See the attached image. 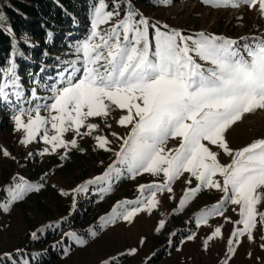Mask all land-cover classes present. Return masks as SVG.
<instances>
[{"label": "snow or ice", "instance_id": "obj_1", "mask_svg": "<svg viewBox=\"0 0 264 264\" xmlns=\"http://www.w3.org/2000/svg\"><path fill=\"white\" fill-rule=\"evenodd\" d=\"M201 2L214 8L255 7L264 18V0ZM156 4L170 5L171 0H156ZM89 20L86 35L69 45L70 58L61 62L57 76L46 86L50 94L38 97L33 89L32 98L37 101L34 106H23L24 91L15 63L10 62L11 67L4 70L0 97L8 100L11 86L19 102V106H13L11 117L20 134L19 143L25 147L42 143L36 155H54L61 163L74 153L97 149L113 154L114 159L99 175L69 190L58 189L61 196L70 198L69 214L77 206L78 197L88 193L90 187L102 198L122 179H135L141 174L159 179L138 184L140 194L136 199L116 201L111 211L100 216L83 235L65 231L54 246L66 240L62 251L67 256L72 244L87 246L88 238H97L110 225L119 221L133 224L139 214L158 209V193L173 199V184L184 177L180 209L204 190L222 193L216 203L193 217L197 228H209L202 242L205 251L210 242L225 239L223 225L213 227L210 217L234 225L226 239L222 264H229L237 246L245 243H258L264 250V235L257 242L255 231L258 225L264 229V211L259 210L264 207V134L238 147L230 146L227 139V134L249 116L264 114V34L239 38L204 30L185 34L167 24L162 30L158 21L150 20L135 7L133 0H93ZM16 54L14 49L13 56ZM114 126L123 128L124 134ZM85 138L91 139L90 148L82 146ZM170 142H174L171 147ZM221 154L229 158L228 162H221ZM0 156L15 160L3 146ZM32 156L29 151L26 158ZM51 175L52 170L45 172L35 183L13 177L4 189L7 198L0 201V208L8 213L15 202L44 189ZM229 205L238 213L235 221L225 215ZM67 219L43 224L30 236L38 240L48 229L60 230ZM165 225V219H159L155 231L159 233ZM173 236L176 233L170 235L168 245L179 251L198 233L189 229L175 244ZM144 239L139 238L140 245ZM137 252V247H129L126 252L102 258L98 264H120V258ZM15 255H22L21 250L0 254V264H16ZM256 261L264 264L262 257L254 258V264Z\"/></svg>", "mask_w": 264, "mask_h": 264}, {"label": "rangeland", "instance_id": "obj_2", "mask_svg": "<svg viewBox=\"0 0 264 264\" xmlns=\"http://www.w3.org/2000/svg\"><path fill=\"white\" fill-rule=\"evenodd\" d=\"M201 3V0H171L170 5H160L161 7L154 10L138 9L150 20L158 21L162 30L163 25L167 24L170 28L181 29L185 34H194L202 30L230 38L264 34V18L259 16L255 7L251 10L243 5L239 8L223 6L214 8ZM66 38L67 41H70L72 36H65L64 39ZM69 58L68 55L65 60ZM114 129L120 134H124L123 128L114 126ZM105 134L108 132L105 131ZM262 134H264V114H257L249 116L243 123L234 127L227 134V139L230 146L238 147L250 142L253 138H259ZM19 139L20 134L15 131L13 123L0 137V146L7 148L15 156V160L0 156V201L7 198L4 189L11 183L13 177H24L25 180L35 183L45 172L52 170L53 175L46 181L44 189L28 194L21 202H15L8 213L0 208V254L15 252L16 249L22 248L25 239L31 238L30 233L37 227L58 221L61 218L57 211V205L65 201L69 202L70 198L61 196L59 188L69 190L82 181L99 175L114 159L111 152L101 149L87 151L83 154L74 153L68 161L79 157V161L82 163L81 169L72 173H63L60 172V168L66 162H58V157L54 155L43 157L36 155V152L43 146L42 143L33 142L30 146L25 147L20 145ZM110 139L114 138L110 137ZM173 143L170 142L168 146H173ZM81 144L90 148L92 141L90 138H85ZM29 151L33 152V156L26 158ZM228 159L227 156L220 155L221 162L226 163ZM101 161L103 164L100 163ZM154 179L159 178L141 174L135 179L120 180L119 186L117 184L119 181H117L113 185V190L108 193L111 197L105 201L106 208L111 204L113 206L118 200L136 199L140 194L137 188L138 184H148ZM52 185L57 187L53 188ZM185 187L184 177H181L173 184V199H169L166 193H158L161 203L158 209H154L151 214H139L131 225L123 221L110 225L100 232L97 238H88L87 246L80 247L72 244L74 246L71 245L67 256L63 254L60 259L51 264H98L102 258L126 252L129 247H137L138 252L135 255L120 258V264H149V261L151 264H222L226 252V239L231 234L233 223L220 217H210L209 224L213 227L217 224L223 225L222 233L225 239L210 242L208 250L205 251L202 242L206 234L209 233V228L204 225L197 228L193 220L195 214L205 206L216 203L222 193L215 189L204 190L198 194L197 198L189 201L183 209H180L178 203ZM90 189L93 195L98 193L94 187ZM43 191L44 194L46 191L45 195L42 194ZM233 207L229 205L225 210V215L231 221L239 218L238 213L232 211ZM173 209L176 211L174 212ZM259 210L264 211V207H259ZM161 218L165 219L166 225L157 233L155 226ZM189 229L198 233L194 241L185 242L180 246L179 251L168 245V238L172 233H176V236L171 237L175 244L178 238ZM255 231L258 242L260 235H264V229L258 225ZM141 236L145 238L142 245L139 244ZM237 248L238 251L233 258H230L229 264H254V258H264V250L258 247V243H245ZM249 253L252 255L249 256ZM24 261L32 264L23 257L16 259L17 264H23ZM256 264L259 262L256 261Z\"/></svg>", "mask_w": 264, "mask_h": 264}, {"label": "trees", "instance_id": "obj_3", "mask_svg": "<svg viewBox=\"0 0 264 264\" xmlns=\"http://www.w3.org/2000/svg\"><path fill=\"white\" fill-rule=\"evenodd\" d=\"M92 2L93 0L0 2V83L5 80L4 70L11 67L10 62H14L18 82L24 91L23 106H34L37 102L32 98L33 89L36 90L38 97L50 94L46 86L57 76L61 62L68 57L71 51L69 45L83 38L90 27L89 10ZM133 3L137 8L149 10L161 7L156 4V0H133ZM65 36L72 38L67 41V38L64 39ZM14 49L17 53L15 56ZM7 91L10 93L8 100L0 97V137L12 126L13 106H19L11 86ZM81 166L78 157L67 161L60 168V172H76ZM117 184L119 186L121 181ZM91 192L90 189L83 198L82 195L79 196L77 206L71 214H69L71 201L58 204L57 211L61 217L68 218L67 222L61 225L60 230L48 229L38 240L26 238L23 247L20 248L22 255H15V261L23 257L32 264H51L60 259L63 256L62 249L68 242L65 240V243L59 246L54 245L61 239L63 232L74 230L83 235L89 226L98 223L100 216L112 209L111 203L108 208L105 206V201L109 200L111 195L105 193L101 198L99 193L93 195ZM42 194L45 195L46 191Z\"/></svg>", "mask_w": 264, "mask_h": 264}]
</instances>
